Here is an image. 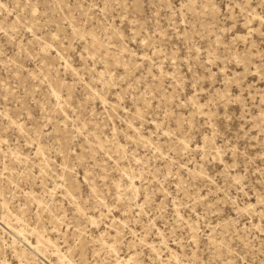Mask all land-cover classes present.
I'll return each mask as SVG.
<instances>
[{
  "label": "rangeland",
  "instance_id": "rangeland-1",
  "mask_svg": "<svg viewBox=\"0 0 264 264\" xmlns=\"http://www.w3.org/2000/svg\"><path fill=\"white\" fill-rule=\"evenodd\" d=\"M262 25L264 0H0V264H264Z\"/></svg>",
  "mask_w": 264,
  "mask_h": 264
},
{
  "label": "bare ground",
  "instance_id": "bare-ground-1",
  "mask_svg": "<svg viewBox=\"0 0 264 264\" xmlns=\"http://www.w3.org/2000/svg\"><path fill=\"white\" fill-rule=\"evenodd\" d=\"M60 85L63 86L64 84L61 83ZM70 185H71V188H76V184H72V183H70ZM18 233L21 234V231H18ZM17 237L19 238L20 236H17ZM14 243H15V244L17 243V240H16V239H14ZM41 243L44 244V245H55V244L53 243V241H52L50 238H46V237H44V236H42ZM57 251L61 254V251H60L59 248H57ZM61 257L64 258L63 255H61ZM137 257H138V254L135 253L134 255H132V256L130 257V259L128 260V262H130V261H132V260H137ZM68 263H69V264H73L72 260H69Z\"/></svg>",
  "mask_w": 264,
  "mask_h": 264
},
{
  "label": "snow or ice",
  "instance_id": "snow-or-ice-1",
  "mask_svg": "<svg viewBox=\"0 0 264 264\" xmlns=\"http://www.w3.org/2000/svg\"><path fill=\"white\" fill-rule=\"evenodd\" d=\"M262 26H264V25H262Z\"/></svg>",
  "mask_w": 264,
  "mask_h": 264
}]
</instances>
